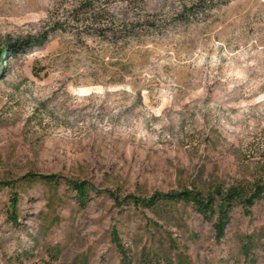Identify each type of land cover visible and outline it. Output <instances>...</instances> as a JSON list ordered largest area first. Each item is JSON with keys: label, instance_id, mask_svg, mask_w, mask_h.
I'll return each instance as SVG.
<instances>
[{"label": "rangeland", "instance_id": "rangeland-1", "mask_svg": "<svg viewBox=\"0 0 264 264\" xmlns=\"http://www.w3.org/2000/svg\"><path fill=\"white\" fill-rule=\"evenodd\" d=\"M76 1L0 0V264H120L114 231L131 264H264V199L220 241L192 204L122 201L264 180V0L189 21L193 0H110L139 21L115 34ZM68 179L94 187L85 206Z\"/></svg>", "mask_w": 264, "mask_h": 264}, {"label": "trees", "instance_id": "trees-1", "mask_svg": "<svg viewBox=\"0 0 264 264\" xmlns=\"http://www.w3.org/2000/svg\"><path fill=\"white\" fill-rule=\"evenodd\" d=\"M124 1V0H123ZM136 1V0H125ZM229 0H193L192 2L183 5L177 12V16L181 19L189 21L200 14H207L209 10L221 3H226ZM110 0H77L74 6V18L77 22L90 24L95 27V30L109 31L115 34L117 31L127 30L134 27L135 22H127L124 19H115L107 8ZM14 44H8L0 48V53H8L15 50ZM4 58H0V76L5 72L3 65ZM39 178L47 183H59V175H38L28 173L21 179ZM1 182V181H0ZM68 184L75 190V196L78 202L85 206L88 203L91 190L94 189L87 181L84 180H67ZM13 207L17 203V196H14ZM264 199V180L256 183L252 188L230 187L228 189L216 188L210 193L204 194L198 189H183L178 191L155 192L149 197L135 196L132 194L125 195L122 199L124 203L134 204L136 206L153 207L159 203L174 205L177 203L192 204V206L203 216L212 221L214 237L216 241L222 240L226 233V226L230 219V214L235 206L242 204L246 214L251 213V207L254 203ZM13 221L17 223V217L11 211ZM116 249L119 254L120 264H131L130 256L127 249L123 246L121 239L118 237V232L114 231ZM245 252L248 255L252 244L248 241L245 245Z\"/></svg>", "mask_w": 264, "mask_h": 264}]
</instances>
